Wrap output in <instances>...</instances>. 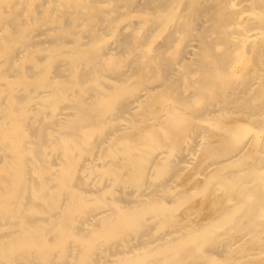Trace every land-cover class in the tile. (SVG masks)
I'll return each mask as SVG.
<instances>
[{"label":"bare ground","instance_id":"6f19581e","mask_svg":"<svg viewBox=\"0 0 264 264\" xmlns=\"http://www.w3.org/2000/svg\"><path fill=\"white\" fill-rule=\"evenodd\" d=\"M0 264H264V0H0Z\"/></svg>","mask_w":264,"mask_h":264}]
</instances>
